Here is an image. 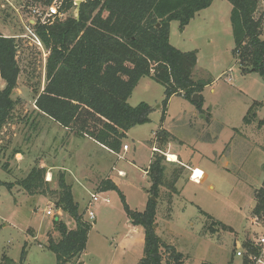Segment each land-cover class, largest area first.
<instances>
[{
    "label": "rangeland",
    "instance_id": "obj_1",
    "mask_svg": "<svg viewBox=\"0 0 264 264\" xmlns=\"http://www.w3.org/2000/svg\"><path fill=\"white\" fill-rule=\"evenodd\" d=\"M54 1L62 0L49 6L39 0H0V35L17 41L20 70L12 116L0 133V183L11 185L10 192L0 185V264L55 263L45 245L49 234L54 240L59 236L53 230L55 217L45 211L54 208L60 174L71 186L79 214L91 225L84 252L72 262L140 264L144 232L129 223L124 203L131 211L143 212L151 198L148 167L157 149L150 142L160 128L173 137L165 150L167 182L174 169L184 166L185 171L175 185L177 194L171 195L170 215L169 189L160 187L156 234L184 256L183 264H244L246 257L249 260L244 243L254 244L264 235V220L253 219L251 213L254 191L264 179V77L254 71L243 73L232 56L230 4L214 0L183 29L170 23L171 46L196 52L192 78L207 83L201 110L177 95L168 100L163 116L164 89L144 78L128 104L149 105V122L130 129L114 154L59 127L35 107L46 84L48 53L32 36L34 26L41 25L33 11L44 14ZM73 1L75 5L77 0ZM263 10L264 0H259V12ZM69 14L77 18V9ZM252 106L256 117L246 126L243 118ZM171 153L177 161L168 160ZM35 166L46 169L44 181L50 185L30 195L17 184ZM109 180L117 190L100 192L101 183ZM92 194L100 199L92 202ZM60 213L57 220L75 229V222ZM212 222L230 229L210 226Z\"/></svg>",
    "mask_w": 264,
    "mask_h": 264
},
{
    "label": "trees",
    "instance_id": "obj_2",
    "mask_svg": "<svg viewBox=\"0 0 264 264\" xmlns=\"http://www.w3.org/2000/svg\"><path fill=\"white\" fill-rule=\"evenodd\" d=\"M39 1L49 6L53 0ZM213 1L83 0L76 19L68 15L71 10H76L74 1L62 0L58 13L67 16L55 18L51 24H36L33 29L48 53L46 84L34 103L37 111L76 136L89 138L111 152L119 153L127 132L149 122V105L140 103L131 107L128 104L141 79L148 78L164 89L163 116L168 100L177 95L191 101L197 95L195 105L201 110V92L207 83L192 78L197 64L196 52H181L171 46L169 28L171 22H177L183 29ZM226 1L231 6L232 56L243 73L253 70L264 77V10L259 12V0ZM17 52V41L0 35V81L4 83L0 89V133L14 109L12 94L20 73ZM254 107L243 118L246 126L256 117ZM262 125V121L258 123V127ZM172 138L167 130H157L150 142L157 150L148 167L151 179L148 193L160 199V187L169 189L166 198L168 215L171 195L177 194L175 185L185 171L184 166L174 169L167 182L165 150ZM45 174V168L35 166L17 185L33 195L43 187L49 188L50 183L44 181ZM58 178L54 208L68 215L75 222V229H68L55 218L53 230L59 239L54 240L49 234L45 247L55 256L54 264H72L85 250L91 225L79 214L71 186L64 176L60 174ZM0 185L10 192L11 185ZM98 189L105 192L117 190V187L109 180L102 182ZM119 195L124 202L123 196ZM124 207L129 223L141 227L144 232L140 264H183L184 256L156 234V202L149 199L143 212L131 211L125 203ZM251 213L253 219L264 220V179L254 191ZM213 225L230 229L221 223L212 222L210 226ZM210 232L215 231L210 228ZM244 248L254 256L258 253V248L249 241L244 243ZM244 264H251L247 257Z\"/></svg>",
    "mask_w": 264,
    "mask_h": 264
},
{
    "label": "built area",
    "instance_id": "obj_3",
    "mask_svg": "<svg viewBox=\"0 0 264 264\" xmlns=\"http://www.w3.org/2000/svg\"><path fill=\"white\" fill-rule=\"evenodd\" d=\"M60 3L61 2L57 3L56 1H54V3L45 10L44 14L40 13L38 10H34L33 13L38 16L37 19L38 22H40L41 25H46V24H51L55 18L61 19L63 15L58 13L59 5H61ZM32 36L34 37L35 41H37V45L40 46L39 39L34 34H32ZM127 149L128 147L124 145L123 150H127ZM99 199L100 198L98 195L96 194L91 195L92 202H97ZM103 201L108 203V199L106 198H104ZM60 212H61L60 210H56L55 208L53 209L48 208L45 211V215L50 218L53 217L58 218L61 215ZM88 217L90 220H92L93 214L91 212H88ZM253 245L258 248V253L255 256L250 254L248 251L245 252L246 254H249L248 257L249 260L251 261V264H264V235L257 238V240L254 242ZM72 264H81V263L80 261H77Z\"/></svg>",
    "mask_w": 264,
    "mask_h": 264
},
{
    "label": "water",
    "instance_id": "obj_4",
    "mask_svg": "<svg viewBox=\"0 0 264 264\" xmlns=\"http://www.w3.org/2000/svg\"><path fill=\"white\" fill-rule=\"evenodd\" d=\"M80 4H81V1L78 2V3L75 2V6H76V9H77V18H76V19H78V12H79V6H80ZM157 26H158V25H157ZM252 72H253V70H252ZM197 98H198L197 95H194V96L192 97V100H193L194 103H196ZM150 200H151L152 202H155V201H156V199L154 198V196H151ZM154 227L156 228V226H154Z\"/></svg>",
    "mask_w": 264,
    "mask_h": 264
},
{
    "label": "crops",
    "instance_id": "obj_5",
    "mask_svg": "<svg viewBox=\"0 0 264 264\" xmlns=\"http://www.w3.org/2000/svg\"><path fill=\"white\" fill-rule=\"evenodd\" d=\"M170 26H171V24H170ZM145 79H148V78H145ZM141 80H143V79H141ZM140 80V81H141ZM149 80V79H148ZM139 81V82H140ZM101 146V145H100ZM101 148H104V149H106V150H108L107 148H105V147H103V146H101ZM128 150V149H127ZM109 152H111L110 150H108ZM111 153H113V152H111ZM115 154V153H114ZM171 155H174L175 157L177 156V155H175L174 153H171ZM177 161V160H176ZM115 185V184H114ZM116 186V185H115ZM94 224H95V221L93 222ZM156 226V225H155ZM156 229V228H155ZM80 258V257H79ZM81 263V262H80Z\"/></svg>",
    "mask_w": 264,
    "mask_h": 264
},
{
    "label": "bare ground",
    "instance_id": "obj_6",
    "mask_svg": "<svg viewBox=\"0 0 264 264\" xmlns=\"http://www.w3.org/2000/svg\"><path fill=\"white\" fill-rule=\"evenodd\" d=\"M168 160H169L170 162H175V161H176V157H175L174 155L169 154V155H168Z\"/></svg>",
    "mask_w": 264,
    "mask_h": 264
}]
</instances>
